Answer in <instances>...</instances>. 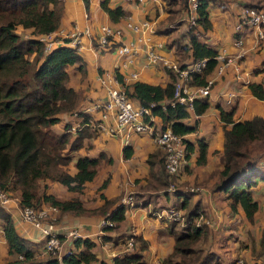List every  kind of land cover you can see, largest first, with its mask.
Returning <instances> with one entry per match:
<instances>
[{
  "label": "trees",
  "instance_id": "16d2710c",
  "mask_svg": "<svg viewBox=\"0 0 264 264\" xmlns=\"http://www.w3.org/2000/svg\"><path fill=\"white\" fill-rule=\"evenodd\" d=\"M169 3L171 0H163ZM209 0H199L196 24L188 25L186 31L168 46L179 45L192 51V59L206 58V67L191 74L193 85H203L219 64L214 56L217 49L200 40V35L211 28L208 13ZM85 8L88 0H84ZM101 8L113 22L128 15L121 6L110 7L107 0L100 1ZM63 13V0H0V190L9 197H18L19 206L39 207L42 203L55 206L61 213L81 214L84 212L104 214L115 200L105 199L101 207L86 209L78 196L61 198L49 192V184L56 182L71 193L80 194L85 183L92 181L98 172L101 160L110 162L104 152L95 157L75 155L88 135L87 126L76 131L65 125V131L55 133L51 126L60 121L63 113H73L82 95L67 85L69 74L67 67L77 64L82 76L85 74L84 61L78 50L63 44L45 52L44 44L37 37L58 28ZM20 26L28 32L24 37L16 32ZM63 41L68 43L69 38ZM112 44L117 45L115 42ZM169 80L164 84H151L136 80L132 82L128 95L143 106L172 97L173 74L165 70ZM119 80L121 76L117 75ZM249 91L258 99H264V85L250 82ZM208 95L198 97L193 103V114L200 115L208 107ZM163 127L170 126L172 131L184 135L196 130L197 122H192L191 112L183 106L168 107L165 110L153 107ZM233 111L220 109V118L224 122L223 150L219 152L221 169L217 170L218 179L213 189L227 193L231 212L241 210L245 218L253 220L258 210V201L253 189L261 183L264 195V173L261 172V159L264 153V116L254 115L249 119L234 121ZM88 115H83L82 122ZM187 142V154L192 149ZM198 157L202 164L206 158L207 145L197 138ZM252 148L256 150L252 154ZM130 152L124 148V156ZM150 162V159H149ZM163 186L170 183V175L164 170V157L159 159ZM175 176V175H174ZM104 179L100 188L104 187ZM103 197L102 194H100ZM187 196L182 206L187 205ZM175 206V205H174ZM178 207V206H176ZM125 206L111 211L109 218L116 223L124 218ZM186 218L195 216L193 211L186 212ZM0 220L10 258L3 264H91L97 261L93 248L96 242L90 238L77 237L70 245L69 254L58 260L55 255L44 252L43 240L34 242L21 235L11 213L0 203ZM188 224L179 232L171 230L174 238L172 251L163 259L164 264H218L213 253L203 252L197 244L205 240L207 227ZM115 227H108L107 230ZM126 235L121 240L126 245ZM104 239L110 236L104 235ZM134 244L129 251L113 258L114 264H144L143 250L147 241L134 236ZM181 261L173 260L176 256ZM203 255V257H202ZM257 256L264 264V227L260 231ZM187 257L188 259H185ZM258 264V263H254Z\"/></svg>",
  "mask_w": 264,
  "mask_h": 264
},
{
  "label": "crops",
  "instance_id": "0c3cea01",
  "mask_svg": "<svg viewBox=\"0 0 264 264\" xmlns=\"http://www.w3.org/2000/svg\"><path fill=\"white\" fill-rule=\"evenodd\" d=\"M100 1L88 0V6L93 3L94 10L98 6L103 10L100 6ZM107 1L110 7L121 6L128 11V15L117 22H113L103 10L104 18L101 19V25L120 27L122 33L115 41L117 45H110L115 49L111 51L114 53H110L104 60H99V53L103 50L98 51L95 44L96 39L91 40L96 35L91 31L90 14L85 8L84 0H63L61 22L55 33H60L61 31V36L64 37L74 29L79 33H84L85 30H88L90 36L81 35V44L78 52L79 54L81 51L89 52L92 54V58L85 60L83 55L80 54L86 71L83 76L77 64L67 67L69 74L67 85L80 92L82 97L73 113L60 115V121L63 124L61 126L62 129H52L56 123L51 126L55 133L65 131L66 124H69L70 128L75 127L79 123L83 124L85 121L82 122L81 119H83L85 114H93L96 117H100L101 113L97 110H93L91 113L83 112L93 102L103 100V92L101 93V90L93 86L90 81L85 84L87 74L88 76L90 74L91 77L94 72L93 65L96 69L95 75H99L104 70L116 72L117 75L121 76L129 90V85L136 80L151 84H164L169 80L167 72L160 66H148L145 64L144 45H137L138 54L131 59L132 62H126L130 60V55L121 54L118 46L131 43L136 39L137 33L133 31L135 35L133 34L128 25L130 22L139 23L143 20H148L151 38L161 39L164 42L167 38L170 40L168 43L184 33L187 26L184 21L182 22L178 19L182 17H179L180 10L175 5L177 0H171L169 3H165L163 0H143L142 2H133L131 0ZM243 6H257L264 10V0H209L208 2L207 9L211 28L200 35V40L216 49L224 48L230 61L224 66L220 75L214 69L208 76V79L212 78L214 82L208 93L209 105L206 110L200 115L191 113V120L192 122H197V128L195 131L186 134L192 149L186 157L185 165L178 174L170 176V183L175 185L174 189H168V187L163 186L164 180L161 179V166L159 164V159L162 158L163 152L154 142L145 148V137L131 138V134L122 132L124 134L123 142L120 139L111 138L107 146H101L98 144V136L108 135L93 130L90 126L83 125L87 126L88 135L83 138L82 147L75 151L74 154L76 156L88 155L95 157L100 152H104L111 161L107 162L104 159L100 161L98 172L92 180L94 184H90L92 181L86 182L80 194L75 195V193L67 191L65 187L56 182L50 183L48 190L61 198L78 196L86 209L101 207L105 199L115 200L104 214L102 212L93 213L88 211L81 214H71L61 213L59 210L52 214V219L57 224L60 233L67 231V229L77 228L82 238H90L96 242V246L92 250L96 254L97 261L91 264H114L113 258L119 256V253L123 251L121 240L129 234L140 236L147 241L148 247L143 250L144 264H164L163 259L172 251L174 243L170 229L172 228V230L176 231L173 224H176L178 228L180 227L177 223L160 217L159 212L160 209L172 205L178 206L184 215H186L187 211H193L194 214L196 212L200 213L211 220V225L207 227L205 240L197 244V248L202 249L203 252L213 253L219 260L222 252L230 254L229 249L224 250L222 247L224 244H229L232 250H237V253L232 259L229 255L227 264H237L236 260L239 257L243 258L246 264H261L263 262L262 257L257 256L259 235L264 227V195L261 183L253 189V194L258 201V210L254 214L252 221L247 220L241 210L231 212L226 198L227 193L213 189L218 179L217 170L221 169L219 152L223 150L224 142V122L220 118V109H223L220 104L221 98L226 95L227 103H231L232 106L229 111H233L232 119L234 121L243 120L241 119L242 116L249 109L254 108L259 110L258 114L254 113V115L264 116V114L260 113L264 100H259L251 94L247 86L250 82H262L264 76V41L258 40L255 29L248 25L238 31L236 29L234 31L238 13ZM174 16H176V20L174 19L172 22L175 25L171 26L172 22H169ZM107 19L110 20V23L106 22ZM163 20L166 23H161ZM167 31H170V33H167ZM231 34H234L236 38L240 37L242 39L241 46L234 44L235 40H233ZM168 43L165 44L167 45ZM183 44H185L184 40L179 47L167 45L164 50L165 55L169 58L180 60L182 56L179 49H182L186 51L187 56L180 61L192 60L191 49L182 47ZM86 89L90 93H87ZM134 101L138 103L136 99ZM75 111H81V116L79 114L76 115ZM110 121L112 122V117L108 116L105 118L106 123ZM72 133V136L76 135V131ZM197 138L202 139L207 145L205 162L202 164L196 162L199 153ZM125 147L130 152L128 157L124 156ZM109 151L114 152V155L117 156L116 159L112 158ZM112 173L113 175H120L119 186L111 187ZM107 177V187L100 188L101 182L95 181L100 178L103 181ZM191 186L196 187L197 190H184ZM125 193L133 194L135 205L126 209L124 218L116 223L113 229L106 230L101 235L103 217L117 207L119 199ZM148 194L155 195L154 201H152V196ZM186 196L188 198L187 205L183 207V199ZM10 202L7 210L14 219L17 231L24 237L34 242H39L41 240L39 230L24 222L21 218L18 197L12 198ZM46 205L48 204L42 203L39 206ZM104 235L110 236V238L104 239ZM228 241L231 242L228 243ZM9 258L2 221L0 220V264H3Z\"/></svg>",
  "mask_w": 264,
  "mask_h": 264
},
{
  "label": "built area",
  "instance_id": "2783aa9c",
  "mask_svg": "<svg viewBox=\"0 0 264 264\" xmlns=\"http://www.w3.org/2000/svg\"><path fill=\"white\" fill-rule=\"evenodd\" d=\"M133 2H142L143 0H131ZM185 18L184 20L190 25L196 24L197 8L199 0H186ZM129 27L136 32V39L127 44L118 46L121 54H129L130 60L138 54V44L144 45V62L148 66H160L164 70H170L173 74V94L172 97L152 102L148 106H143L136 103L133 98L128 95L127 85L123 80L117 78L114 71L104 70L99 73L98 79L105 87V97L101 101L93 102L83 112L91 113L97 110L100 117L93 114H88L86 121L71 127L70 130L75 132L82 128L83 125L90 126L93 130L103 132L107 135H116L122 132L131 134V132H147L152 136V140L163 152L164 170L167 174H178L186 162L187 137L186 134L180 135L172 131L171 127H163L158 119V115L154 114L153 107L156 105L160 109L165 110L168 107L177 105L183 106L186 110L193 113V103L198 97L208 95L214 80L208 79L203 85H193L190 82L191 74L201 72L206 67V58L192 59L190 61H180L176 58H169L165 55V42L161 39H153L149 33L150 23L148 20H143L139 23L130 22ZM250 26L255 29L258 40L264 41V10L257 6H243L237 16L235 29L238 31L244 26ZM57 30V29H56ZM52 31L47 34H40L37 38L43 42L44 51L48 52L57 47V44H69L70 46L80 49L81 35L90 36L88 30L84 33H79L75 29L68 32L64 37L61 36V31ZM122 29L116 26L102 25L100 34L95 36L96 46L104 50L106 46H110L121 36ZM64 38H69L70 41L65 43ZM236 46L242 45V39L236 38L234 41ZM218 59L219 64L216 66V73L221 74L225 65L230 61L227 52L224 48L219 49L214 56ZM125 64V62H124ZM135 75V74H133ZM264 85V76L262 82ZM75 114L81 116V111H75ZM87 115V114H86ZM112 117V122H105L106 117ZM74 130V131H73ZM261 165L264 167V157L261 159ZM174 184L169 183L168 189H174ZM185 191H195L196 187H187ZM12 200L4 191L0 190V203L8 207ZM135 205V198L132 193H125L118 201V206L132 208ZM59 209L50 204L46 206H24L20 207V215L24 222L39 230L41 239L43 240L44 252L55 255L58 260L62 256L69 254L71 251L70 245L77 237H81L77 228L67 229L60 233L57 224L52 219L54 214ZM111 212L105 214L101 221V235L107 230L106 228L115 225L109 216ZM160 217L166 218L168 221L177 223L181 228L188 224H195L200 227L203 225H211V220L204 215L197 213L193 218L187 219L180 208L172 205L160 209ZM134 235L126 238V245L119 256L125 251H129L134 244ZM237 264H246L243 258H237Z\"/></svg>",
  "mask_w": 264,
  "mask_h": 264
},
{
  "label": "rangeland",
  "instance_id": "374dc122",
  "mask_svg": "<svg viewBox=\"0 0 264 264\" xmlns=\"http://www.w3.org/2000/svg\"><path fill=\"white\" fill-rule=\"evenodd\" d=\"M167 1V0H166ZM89 4V3H88ZM186 4H187V1L186 0H177V2H176V6H177V8L180 10V14H178L179 15V17H182V18H178L179 19V21H184L185 23H186V26L188 27V23L184 20V16H185V9H186ZM168 5V4H167ZM87 12H89V14H90V23H91V31L92 32H94V34L95 35H99L100 34V27L102 26L101 25V19L102 18H104L103 17V14H104V11L103 10H101L100 8H99V6L98 7H96V10H94L93 9V3H92V5H89L88 7H87ZM176 18V16H174V17H172V19L170 20V22L169 23H171L174 19ZM176 20V19H175ZM106 22H109L110 23V20L109 19H107L106 20ZM161 23H166V21H161ZM177 24V23H176ZM175 25V23L174 22H172L171 23V26H174ZM170 26V27H171ZM233 26H234V24H233ZM233 26H231V27H233ZM235 27V26H234ZM234 31H235V28H234ZM16 32L17 33H19L20 35H22V36H24V37H27L28 36V32L26 31V30H23L20 26H18L17 27V29H16ZM133 32V31H132ZM167 33H170V31H167ZM167 33H166V35H167ZM133 34L135 35V33L133 32ZM232 35V38H233V40H235L236 39V37H235V35L234 34H231ZM179 36L180 35H178L175 39H178L179 38ZM165 38V37H164ZM175 39H173V40H175ZM91 40L93 41V40H95V38L93 37V38H91ZM172 40V41H173ZM170 40H168L167 38L165 39V43H168ZM171 41V42H172ZM127 42V41H126ZM95 44H96V40H95ZM177 45H178V47H179V42L177 43ZM174 46H176V45H174ZM167 47V45H165V48ZM97 49H98V51H100L101 50V48L100 47H97ZM113 50H115V49H113L112 48V46H106L105 48H104V50L103 51H101L100 53H99V60H104L105 58H107L109 55H110V53H114V52H111V51H113ZM217 50H219V49H217ZM179 51L181 52L180 53V55L182 56V58H180V60H183L186 56H187V53H186V51H183L182 49H179ZM80 54H82L83 55V57H84V59L85 60H90L91 58H92V54L91 53H89V52H85V51H81V53ZM89 58V59H88ZM92 60H94V59H92ZM178 60V59H177ZM117 61H119V59H117ZM87 67V69H88V65L86 66ZM93 69H94V72H93V74H92V76L90 77V74H89V76H88V74H87V79H86V81H85V84L88 82V81H90L91 82V84L93 85V86H95L97 89H99V90H101V93L103 92V97L102 98H104L105 97V87H104V85L101 83V81L100 80H98V74H96L95 75V72H96V69H95V67H94V65H93ZM242 70V69H241ZM74 74V73H73ZM72 74V75H73ZM94 78H95V81H94ZM86 91H87V93L89 92L90 93V91H88L87 89H86ZM101 98V99H102ZM260 100V99H259ZM264 100V99H263ZM220 104L222 105V107H223V109L224 110H226V111H229L230 110V108H231V103H227V96L225 95L223 98H221V101H220ZM263 106H264V103H262V110L260 111V113L263 115L264 114V108H263ZM259 110H257L256 108H254V109H249L248 110V112H246V114H242L243 116H242V118L241 119H244V118H250L252 115H254V113L255 114H258L257 112H258ZM63 124H62V121H58L55 125H54V128H52V129H62L61 128V126H62ZM131 138H134V137H145V140H146V147L145 148H147V147H149V145L150 144H152V142H153V140H152V136L149 134V133H147V132H131ZM111 138H115V139H120L122 142H123V140H124V134L123 133H120V134H116V135H108V136H101V137H99L98 136V138H97V140H98V144L99 145H101V146H107L108 145V142H109V140L111 139ZM106 149H108L107 147H106ZM256 150H259V151H261L262 149H257V148H252V154H254V153H256L255 151ZM110 152V154L112 155V158H115L116 159V155H114V152L113 151H109ZM262 153H264V152H262ZM264 156V155H263ZM260 167H261V172H263L264 173V167L260 164ZM109 174H110V172H109ZM108 178V177H107ZM112 184H111V187L112 186H119V184H120V175H118V174H115V175H113V173H112ZM122 178H123V176H122ZM109 179H110V177H109ZM104 181V180H103ZM103 181H102V179L100 178V179H97V181H95V182H101V184L103 183ZM89 182V181H88ZM94 184V181H92V182H90V184ZM108 183V182H107ZM107 183H106V185H107ZM105 185V186H106ZM102 187V189L103 188H106V187ZM149 196H152V201H154V199H155V195H152V194H148ZM12 198H15V197H12ZM11 203V202H10ZM10 203H9V205H10ZM156 203V202H155ZM170 225V224H169ZM171 226V225H170ZM173 227H174V229H176V232H179L180 231V228H178V227H176V224H173ZM229 242H231V241H228V243ZM222 244H223V242H222ZM222 247L224 248V250L225 249H229V251H230V254L229 253H226V252H222L221 253V256H220V259L218 260V258L216 257V260L218 261V263L219 264H221V263H223V264H227V262L229 261V255H230V258L232 259L233 257H235L236 256V253H237V250L236 249H231V246L229 245V244H224V245H222ZM124 249V248H123ZM226 253V254H225ZM202 257H203V255H202ZM183 258L184 257H181V255L179 256H176L173 260H175V261H181V260H183ZM185 259H188L187 257H185ZM215 262V260H213V262H212V264Z\"/></svg>",
  "mask_w": 264,
  "mask_h": 264
}]
</instances>
